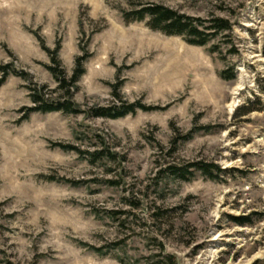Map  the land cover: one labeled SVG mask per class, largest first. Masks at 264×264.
<instances>
[{
  "label": "rangeland",
  "instance_id": "obj_1",
  "mask_svg": "<svg viewBox=\"0 0 264 264\" xmlns=\"http://www.w3.org/2000/svg\"><path fill=\"white\" fill-rule=\"evenodd\" d=\"M147 4L231 28L194 46L125 20ZM56 49L88 57L79 113L30 111L67 98ZM0 66V264H264V0H0Z\"/></svg>",
  "mask_w": 264,
  "mask_h": 264
},
{
  "label": "trees",
  "instance_id": "obj_2",
  "mask_svg": "<svg viewBox=\"0 0 264 264\" xmlns=\"http://www.w3.org/2000/svg\"><path fill=\"white\" fill-rule=\"evenodd\" d=\"M145 19H148L147 25L156 31H160L168 36H183L190 35L191 39L187 40V42L194 46H206L211 41V37L218 35L226 30H229L230 25L218 18H213L209 20V26L206 27V30L209 33H205L200 31L199 25H204V23L200 19H194L188 17L184 14L175 11L174 9L168 8L164 5L158 4H147L136 8L130 12H125V20L126 21H139L142 22ZM59 49L55 51H50V55L52 57V62L56 65L55 67L51 66L49 69L53 73L55 79L58 82V90L64 94H66L67 98L64 97V101H45L42 100L40 96L37 94H32V100L34 103H37L38 106L32 108L31 112H41V113H52V112H63V113H79V109L73 101V91L77 90L78 82L81 77L85 74V64L88 60L87 56H80L76 60V68L74 70L73 76L68 79L64 70L61 67V62L58 58ZM0 71L4 72V76L0 80V87L5 83L6 79L9 76L7 72V67L0 66ZM223 79H232L233 76H228L227 72H223L221 74ZM138 110L149 111L152 108H147L140 103H132V104H124L121 108H97L94 109L95 117H103L109 119H119L126 117L128 115L135 114ZM248 113V112H247ZM64 149H74L73 147L63 146ZM91 156H99V159L104 155L103 152L91 153ZM190 169H193L192 171ZM170 172L174 177L181 181H190L192 176L194 175L193 171L199 170L202 171L203 174L207 175L209 179L216 180L219 175L214 174V170L212 167L203 164L201 162L190 164L186 167H178V166H169L166 169ZM217 172H221L219 168ZM77 184L75 182H70ZM240 225H244L246 222L241 221L238 222Z\"/></svg>",
  "mask_w": 264,
  "mask_h": 264
}]
</instances>
